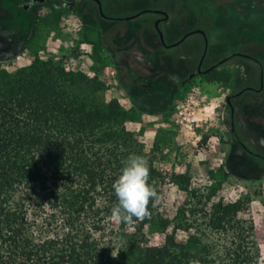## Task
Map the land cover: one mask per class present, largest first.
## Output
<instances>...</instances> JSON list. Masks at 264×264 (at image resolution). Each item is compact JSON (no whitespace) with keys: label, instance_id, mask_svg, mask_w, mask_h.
Returning <instances> with one entry per match:
<instances>
[{"label":"trees","instance_id":"obj_1","mask_svg":"<svg viewBox=\"0 0 264 264\" xmlns=\"http://www.w3.org/2000/svg\"><path fill=\"white\" fill-rule=\"evenodd\" d=\"M238 5L257 10L264 1ZM202 16L193 11L191 21L201 24ZM247 32L246 39L264 46V25ZM116 70L121 78L117 63ZM151 83V97H160ZM175 90L153 112L140 107V97L130 99L140 112L160 114ZM100 91L53 61L0 76V264H258L255 225L244 216L249 199L214 202L209 188H192L189 177H167L127 129V113L115 100L104 102ZM130 154L147 160L156 196L146 216L123 222L111 216L112 184ZM170 183L189 198L172 219L156 218L155 200ZM150 226L164 234L162 244L147 243Z\"/></svg>","mask_w":264,"mask_h":264},{"label":"rangeland","instance_id":"obj_2","mask_svg":"<svg viewBox=\"0 0 264 264\" xmlns=\"http://www.w3.org/2000/svg\"><path fill=\"white\" fill-rule=\"evenodd\" d=\"M148 1L152 3L151 0ZM244 1L217 0L216 4L220 8L206 6L204 10L207 15L217 14L214 28L207 31V36L209 51L215 53L218 58L238 50L246 51L248 47L251 48V53L264 56L262 44L253 42L252 47L250 44L246 45L248 37L246 26H250V29L263 26L260 15L264 14V8L253 10L246 6L240 12L232 9L234 6L230 5L232 2L239 4ZM184 2L192 3V0H180L181 5ZM121 4L119 3L117 7H121ZM126 7L134 10L150 6L141 4V0H131L126 2ZM237 9L240 10L239 5ZM150 17L149 14H145L129 22L108 21L104 25L114 27L116 30L127 26L134 28L138 21ZM190 17L192 19V15L185 14L187 26L191 22ZM32 29L29 42L23 51L14 60L0 61V76L11 75L22 67L32 65L36 60L53 61L65 71L85 75L95 87L101 88L99 96L104 102L115 100L127 113V129L134 134L155 166L167 177L171 175L189 177L192 188H209L214 202L249 199L251 204L248 215L254 220L255 236L260 250L258 264H264V174L256 176L249 173H230L226 164L227 157H230V167L244 165L243 161L239 163L234 161L236 154L231 156L232 136L226 124L229 112L225 106V98L229 94L234 68H237L223 67L211 74L197 76L174 88L176 90L172 94L169 110L160 114L143 113L133 106L130 99L138 95L144 97L143 91L135 82H125L122 77L120 78L116 63L110 58L109 49L113 50L114 46L107 38L109 35L113 36V31L105 28L103 37L97 36L96 31L78 15L57 14L45 6L39 7L32 22ZM146 32L153 34L150 28ZM198 41L199 38L191 35L180 46L158 48L159 58L164 59V63L172 68H176L182 51ZM154 68H161L160 60L154 63ZM129 73L134 78L137 76L131 69ZM169 75L176 76L175 73ZM192 96L197 99L194 100L195 103H192ZM234 102L243 106L241 112L245 123H241L239 127L241 140L264 155V92L244 93ZM203 103L209 110L187 115L178 114L180 110L189 112L194 106ZM141 106L145 112L154 111L151 106L148 108ZM188 198V193L182 192L171 183L166 184L154 203L156 218L172 219L179 206ZM145 234L149 245L163 243L164 234L157 228L150 226L145 229ZM185 236L184 233H178L177 240L182 241Z\"/></svg>","mask_w":264,"mask_h":264},{"label":"flooded vegetation","instance_id":"obj_3","mask_svg":"<svg viewBox=\"0 0 264 264\" xmlns=\"http://www.w3.org/2000/svg\"><path fill=\"white\" fill-rule=\"evenodd\" d=\"M128 1L131 0H0V61H11L23 51L29 42L32 22L39 7L45 6L57 14L78 15L96 31L97 36L103 37L105 28L113 31V36L109 35L107 38L114 46L113 50L109 49L110 58L119 65L123 80L135 82L143 91L144 97L138 95L141 108V105L145 108L151 106L156 111L162 107L175 87L178 88L197 76L211 74L218 68L235 66L237 69L234 68L229 94L225 98V106L229 112L226 124L232 136L230 152L237 154L236 162L243 161L244 165L231 167V171L236 174L264 173L263 153L242 141L239 136V127L241 123H245V119L241 112L242 104L234 102L244 93L264 92V56L256 58L249 47L246 51L238 50L221 58L209 51L207 31L213 30L217 14L207 15L204 10L206 6L219 7L217 0H203L205 5L201 8H192L190 2L181 5L180 0H151V4L148 0H141V4L150 7L134 10L126 7ZM119 3H122L121 7H117ZM230 5L236 11L244 9L239 7L238 10V3L235 2ZM197 10L203 15V22L196 24L191 21L188 26L185 25V14L191 16ZM145 14L151 17L138 21L134 28L127 26L116 30L104 25L108 21L129 22ZM148 28L153 32L152 35L146 32ZM246 28L251 30L248 26ZM191 35L199 38V41L182 51L176 68L159 58L158 48L180 46ZM249 44L252 47V39H246V45ZM159 60L161 68L155 69L154 63ZM128 68L135 72V78L128 73ZM169 73H175L176 76L171 77ZM151 82H155L160 89V97H151Z\"/></svg>","mask_w":264,"mask_h":264},{"label":"clouds","instance_id":"obj_4","mask_svg":"<svg viewBox=\"0 0 264 264\" xmlns=\"http://www.w3.org/2000/svg\"><path fill=\"white\" fill-rule=\"evenodd\" d=\"M148 180L147 160L138 154H130L112 184L117 201L111 208L113 218L128 222L134 217L141 218L147 215L149 200L156 196V191ZM117 242L123 243L120 240ZM119 251L117 248L111 255L115 257Z\"/></svg>","mask_w":264,"mask_h":264},{"label":"crops","instance_id":"obj_5","mask_svg":"<svg viewBox=\"0 0 264 264\" xmlns=\"http://www.w3.org/2000/svg\"><path fill=\"white\" fill-rule=\"evenodd\" d=\"M205 97V96H204ZM192 98V103H195L194 102V100H197L196 99V97H191ZM199 103V102H198ZM197 107H193L192 109L193 110H191L190 112L192 113V112H201V111H206V110H209V107H207V105H205L204 103L203 104H198V105H196ZM250 204H251V202H249V205H248V210L246 211V214H244V216L245 217H250L249 215H248V213H249V206H250ZM252 220H253V218L252 217H250ZM253 222H254V220H253ZM255 225V224H254Z\"/></svg>","mask_w":264,"mask_h":264},{"label":"built area","instance_id":"obj_6","mask_svg":"<svg viewBox=\"0 0 264 264\" xmlns=\"http://www.w3.org/2000/svg\"><path fill=\"white\" fill-rule=\"evenodd\" d=\"M186 109H187V108H186ZM187 113L190 114L191 112H190V111L187 112V110H186V111H185V110H180V111L178 112L179 115H187Z\"/></svg>","mask_w":264,"mask_h":264},{"label":"water","instance_id":"obj_7","mask_svg":"<svg viewBox=\"0 0 264 264\" xmlns=\"http://www.w3.org/2000/svg\"><path fill=\"white\" fill-rule=\"evenodd\" d=\"M160 38H161V40H162V36H161V33H160ZM163 41V40H162Z\"/></svg>","mask_w":264,"mask_h":264}]
</instances>
